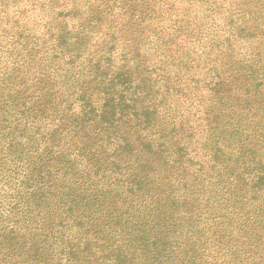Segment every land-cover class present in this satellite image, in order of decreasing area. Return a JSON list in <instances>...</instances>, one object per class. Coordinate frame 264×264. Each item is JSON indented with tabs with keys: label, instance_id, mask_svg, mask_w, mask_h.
<instances>
[{
	"label": "trees",
	"instance_id": "16d2710c",
	"mask_svg": "<svg viewBox=\"0 0 264 264\" xmlns=\"http://www.w3.org/2000/svg\"><path fill=\"white\" fill-rule=\"evenodd\" d=\"M0 264H264V0H0Z\"/></svg>",
	"mask_w": 264,
	"mask_h": 264
}]
</instances>
